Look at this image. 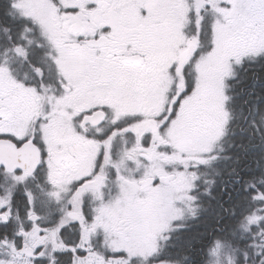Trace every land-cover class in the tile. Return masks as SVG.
Segmentation results:
<instances>
[{"label":"snow or ice","instance_id":"1","mask_svg":"<svg viewBox=\"0 0 264 264\" xmlns=\"http://www.w3.org/2000/svg\"><path fill=\"white\" fill-rule=\"evenodd\" d=\"M0 264H264V0H0Z\"/></svg>","mask_w":264,"mask_h":264}]
</instances>
